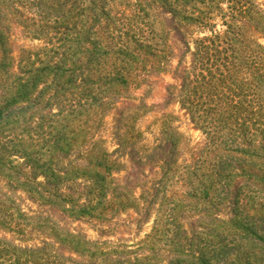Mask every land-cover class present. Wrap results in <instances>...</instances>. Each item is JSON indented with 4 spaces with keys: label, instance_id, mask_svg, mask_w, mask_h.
I'll list each match as a JSON object with an SVG mask.
<instances>
[{
    "label": "trees",
    "instance_id": "1",
    "mask_svg": "<svg viewBox=\"0 0 264 264\" xmlns=\"http://www.w3.org/2000/svg\"><path fill=\"white\" fill-rule=\"evenodd\" d=\"M14 27L40 44L16 55ZM173 35L192 58L169 97L203 144L184 163L174 137L142 152L118 111L110 151L98 140L108 113L170 59ZM122 159L131 170L117 184ZM0 176L61 212L40 245L0 235V264H264V3L0 0ZM128 211L137 225L156 212L152 232L108 238Z\"/></svg>",
    "mask_w": 264,
    "mask_h": 264
},
{
    "label": "rangeland",
    "instance_id": "2",
    "mask_svg": "<svg viewBox=\"0 0 264 264\" xmlns=\"http://www.w3.org/2000/svg\"><path fill=\"white\" fill-rule=\"evenodd\" d=\"M261 1L264 3V0ZM218 28L222 27L219 25ZM12 35L11 40L16 55L19 54L21 48H30L40 44L39 41L27 37L21 27H14ZM202 35L198 28L189 32L187 41L192 50L194 39ZM170 45L172 51L170 59L160 68L149 74H143L141 84L131 88L127 97L120 100L116 107L108 113L98 140L110 151H114L118 147L114 134L121 132L118 128L121 122H116L117 119H121L117 115L118 111L124 112V117L128 116L122 132L127 131L130 136L136 135L138 132L140 138L137 139L135 147L142 152L143 147L147 148L149 152H153L157 146L168 144L174 137L176 141L178 140L177 158L184 163V159L190 158L191 154L203 144L205 138L202 131L194 125L187 112L182 109L176 95L169 97L168 91L169 85L178 83L177 76L180 63L182 67L189 65L192 55L189 49L180 42L177 35L171 37ZM12 161L17 164L23 160L19 157H13ZM122 161L129 169L114 174L117 184H123L128 171L131 170L128 161L126 159H122ZM39 181L44 182V178L40 177ZM16 183L15 180L0 176V202L7 200V206H9V208L0 206V210L7 211L11 215L6 218L8 227L2 228L0 226V235L7 233V236L13 237L17 243L30 246L40 245L44 240H51V237H54V231H58V227L61 225L59 208L56 205H45L40 202L41 200H33V196L22 191ZM47 189L55 191L52 186ZM174 191L183 193L186 188H180L178 185ZM140 192V188H137L136 194L140 195ZM156 215V212L151 213L145 222L137 225L133 220L137 216L136 213L133 211L123 213L113 219L115 233H110L108 238L124 237L131 243L139 242L152 232ZM85 230L91 239L99 238L98 232L91 226L85 227ZM160 246L166 247L163 243Z\"/></svg>",
    "mask_w": 264,
    "mask_h": 264
}]
</instances>
